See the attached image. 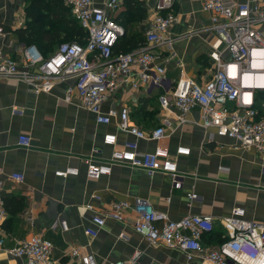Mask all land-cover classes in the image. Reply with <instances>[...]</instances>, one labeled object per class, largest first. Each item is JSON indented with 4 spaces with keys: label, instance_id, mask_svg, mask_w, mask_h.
Returning <instances> with one entry per match:
<instances>
[{
    "label": "crops",
    "instance_id": "obj_1",
    "mask_svg": "<svg viewBox=\"0 0 264 264\" xmlns=\"http://www.w3.org/2000/svg\"><path fill=\"white\" fill-rule=\"evenodd\" d=\"M54 1L46 0L44 9L38 10L31 0H0V51L18 58L25 45L20 37L22 30H30L37 24L47 29L62 22L67 13L65 4L58 0L60 8L54 9L55 4H51ZM103 1L94 3L101 5ZM137 1L139 9L138 6L132 9L138 10L136 13L129 12L127 0H120L118 10L113 13L115 19L126 24L125 34L135 37L132 39L144 38L149 10L157 2ZM167 9L180 20L169 28L171 46L156 49L160 55L156 61L165 66V74L172 81L185 76L204 82L213 72L209 52L217 38L211 27V14L195 0H172ZM32 10L38 13L37 17ZM68 84L59 83L47 93H34L16 77H0L2 197L10 206L19 207L17 212L5 208L0 217V238L4 240L0 264H19L8 249L37 235L54 244L51 264H83L70 254L75 248L80 249L81 255H91L94 264L127 259L135 250L141 251V259L146 263L185 264L181 251L162 242L151 245L135 232L131 212L123 222L107 219L98 229L91 222L92 216L106 210L111 202L136 197L147 199L172 220L187 214L211 215L213 229L201 238L205 252L215 249L227 237L222 220L236 206L243 208L246 219L264 223V158L253 149L237 148L234 140L201 127L197 111L186 115L190 122L177 125L179 112L171 102L161 108L156 95H147L142 88L131 90L121 86L104 102L102 111L126 107L131 122L144 130H151L166 119L171 129L160 143L176 161L180 187L174 188L165 173L148 176L126 164H114L110 174L88 178L89 161L107 162L114 149L136 139L117 128V118L112 117L107 125L101 124L77 99L65 102L63 95ZM106 133L116 135L115 146L103 142ZM24 135L31 139L28 147L18 144V138ZM137 143L140 150L155 146L154 141L137 140ZM178 146L188 148L189 154L176 155ZM67 167L77 168L78 174L56 175V171ZM11 172H21L24 181L18 184L10 181L7 175ZM190 193L196 194V198L189 199ZM87 203L92 210L84 208ZM26 214H30L31 222ZM86 228L97 229V235L86 234ZM195 255L191 264H209Z\"/></svg>",
    "mask_w": 264,
    "mask_h": 264
},
{
    "label": "built area",
    "instance_id": "obj_2",
    "mask_svg": "<svg viewBox=\"0 0 264 264\" xmlns=\"http://www.w3.org/2000/svg\"><path fill=\"white\" fill-rule=\"evenodd\" d=\"M195 1L211 14V27L217 35L209 52L213 72L204 82L185 76L172 81L165 74V66L156 61L160 57L156 49L171 46L169 28L180 20L167 9L172 0H157L150 8L145 22V44L135 51L118 54H114L113 46L124 28L113 13L118 10L120 0H104L101 5L94 0H63L86 32L84 43L62 41L47 56L34 44L23 45L18 58L0 51V77H16L34 93H47L59 83L69 82L63 95L65 102L77 99L101 124L107 125L112 117L117 118V128L136 139L114 149L107 162L89 161L86 176L91 179L110 174L114 164H126L143 170L148 176L165 173L174 188L181 185L176 161L160 143L171 129L166 119L155 128L144 130L131 122L126 107L102 111L104 102L121 86L131 90L142 88L147 95H156L161 108L171 102L179 112L177 125L190 122L186 115L197 111L201 127L234 140L237 148L253 149L264 158V0ZM245 75L249 78L245 79ZM137 140L154 141L155 146L151 150H140ZM30 141L26 135L18 138V144L23 147H28ZM103 142L115 146L116 135L106 133ZM96 151L93 148L92 152ZM175 153L187 155L189 149L178 146ZM69 174H78V169L67 167L56 171L58 176ZM3 176L0 167V217L6 212ZM7 178L16 184L24 181L21 172H11ZM187 197L194 199L196 194L190 193ZM84 208L93 209L90 203ZM128 212L132 213L135 232L151 245L162 242L168 248L181 251L185 264H191L195 254L209 264H230L231 261L233 264H264V223L246 219L239 206L222 220L227 237L208 252L201 238L213 229L211 215L187 214L172 220L147 199L136 197L131 201L111 202L106 210L95 213L91 222L98 229L107 219L123 222ZM26 218L31 222L30 214H26ZM97 229L86 228L85 233L96 236ZM3 243L0 238V250ZM53 248L52 241L37 235L18 241L8 253L19 259V264H51ZM70 254L83 264H94L92 256L81 255L78 248L72 249ZM141 255L140 250H135L129 258L108 264H150L142 261Z\"/></svg>",
    "mask_w": 264,
    "mask_h": 264
},
{
    "label": "trees",
    "instance_id": "obj_3",
    "mask_svg": "<svg viewBox=\"0 0 264 264\" xmlns=\"http://www.w3.org/2000/svg\"><path fill=\"white\" fill-rule=\"evenodd\" d=\"M33 5L38 9H44L46 5V0H31ZM64 3V2H63ZM51 4H55L54 9H59L61 3L58 0L51 2ZM139 1L137 0H127L128 10L131 13H136L139 9ZM66 16L63 18L62 22L58 25H53L50 28L45 29L44 27H40L38 24L35 25L30 30H22L21 39L25 44H34L41 51L44 56H47L50 52L54 51V47L57 46L62 41L67 42H79L81 44L84 43L86 32L80 27L77 20L72 16L70 10L66 5ZM138 6V7H137ZM135 7L137 11H132ZM69 12H68V11ZM34 17H37L38 13L31 11ZM70 13V14H69ZM134 16L137 14H133ZM144 15L141 13L139 15L142 18ZM138 17V18H139ZM118 23L124 26L125 32L119 37L116 44L113 46L114 54L122 53V52H130L134 48H139L145 44V37L142 38L140 36L136 37L137 39H132L135 37H129L126 35V24L122 23L118 19H115ZM38 21V20H37ZM143 27L141 28L142 31ZM5 208L10 210L11 212H17L18 206H10L8 201H4Z\"/></svg>",
    "mask_w": 264,
    "mask_h": 264
},
{
    "label": "bare ground",
    "instance_id": "obj_4",
    "mask_svg": "<svg viewBox=\"0 0 264 264\" xmlns=\"http://www.w3.org/2000/svg\"><path fill=\"white\" fill-rule=\"evenodd\" d=\"M245 79H248L249 78V75H245V77H244Z\"/></svg>",
    "mask_w": 264,
    "mask_h": 264
},
{
    "label": "water",
    "instance_id": "obj_5",
    "mask_svg": "<svg viewBox=\"0 0 264 264\" xmlns=\"http://www.w3.org/2000/svg\"><path fill=\"white\" fill-rule=\"evenodd\" d=\"M230 264H233V262L231 261Z\"/></svg>",
    "mask_w": 264,
    "mask_h": 264
}]
</instances>
